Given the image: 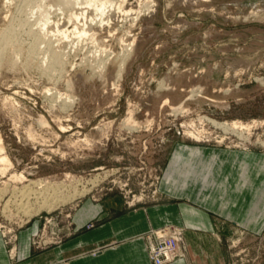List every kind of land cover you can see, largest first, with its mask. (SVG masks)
Returning a JSON list of instances; mask_svg holds the SVG:
<instances>
[{
	"label": "rangeland",
	"instance_id": "obj_1",
	"mask_svg": "<svg viewBox=\"0 0 264 264\" xmlns=\"http://www.w3.org/2000/svg\"><path fill=\"white\" fill-rule=\"evenodd\" d=\"M99 2L0 0V155L12 163H0V235L11 264H29L22 232L32 254L51 249L86 202L161 203L182 156L264 152V0H109L103 16ZM75 10L87 11L82 36ZM39 180L85 194L38 213L32 197L29 216L17 190ZM166 226L185 233L158 227L146 246ZM227 251L230 264H264V230L239 231Z\"/></svg>",
	"mask_w": 264,
	"mask_h": 264
},
{
	"label": "crops",
	"instance_id": "obj_2",
	"mask_svg": "<svg viewBox=\"0 0 264 264\" xmlns=\"http://www.w3.org/2000/svg\"><path fill=\"white\" fill-rule=\"evenodd\" d=\"M201 150L196 159L172 161L160 183L161 203L129 209L114 199L101 206L86 202L72 214L73 234L51 249L32 254V231L22 232V259L29 264H153L145 234L175 224L185 228L184 256L170 264H230L233 235L264 230V152L218 149L208 158ZM11 262L0 235V264Z\"/></svg>",
	"mask_w": 264,
	"mask_h": 264
},
{
	"label": "bare ground",
	"instance_id": "obj_3",
	"mask_svg": "<svg viewBox=\"0 0 264 264\" xmlns=\"http://www.w3.org/2000/svg\"><path fill=\"white\" fill-rule=\"evenodd\" d=\"M54 2L58 3L61 7H74L75 5L78 4V0H53ZM109 3V0H101V2L98 3L97 6V10L100 12L99 14H101V16L104 15L106 9H107V4ZM86 12L87 11H72V13L70 14L69 18L70 20H73L75 23V29L74 32L75 33H80V35L82 36L83 34L86 33V28L83 27L82 30H80V25H78V21L81 19V17L85 18L86 16ZM82 18V19H83ZM86 19V18H85ZM48 19H46L44 22L46 23ZM85 24V23H84ZM83 24V25H84ZM87 24V22H86ZM10 30V29H9ZM57 31H60L59 27L57 26ZM62 34L64 36H67V31L68 30H61ZM9 37H5V41L7 43H9ZM12 39V38H11ZM237 123H235L233 126H236ZM0 142H1V137H0ZM3 151V148L0 146V153ZM0 163L6 164L8 167L11 166V160L9 159V157L5 154H1L0 155ZM7 166H0V172L2 173H6V171L8 170ZM19 179L22 178L17 176ZM39 185L40 188L38 190H34L32 192L27 191L25 188L27 186H24L23 189L19 188L17 191H20L21 194L23 195V197H25L26 199H28V201L26 200L25 205H27V208L25 213H28L29 216L32 215L28 206L29 200L33 197L35 198L36 201V205H38V207L34 210L35 213L40 212L43 209H47L48 211L50 210H54L55 205H57V203H65V202H69V201H74V199H76L78 196L85 194V190H83L82 192H78L77 190L74 191L73 193H69V194H62L60 188L57 186V184L55 185L54 183H50V181L48 180H39ZM57 186V187H56ZM14 191V190H13ZM0 192H3L0 189ZM1 197V196H0ZM22 197V199H23ZM15 199V198H14ZM19 200V199H18ZM34 213V214H35Z\"/></svg>",
	"mask_w": 264,
	"mask_h": 264
},
{
	"label": "built area",
	"instance_id": "obj_4",
	"mask_svg": "<svg viewBox=\"0 0 264 264\" xmlns=\"http://www.w3.org/2000/svg\"><path fill=\"white\" fill-rule=\"evenodd\" d=\"M184 230L166 226L147 237V249L153 264H170L184 256Z\"/></svg>",
	"mask_w": 264,
	"mask_h": 264
}]
</instances>
